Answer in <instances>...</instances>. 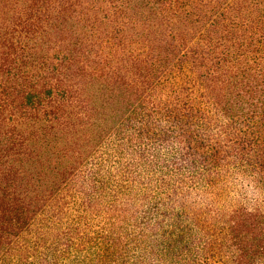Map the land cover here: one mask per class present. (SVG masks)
Segmentation results:
<instances>
[{"label": "trees", "instance_id": "trees-1", "mask_svg": "<svg viewBox=\"0 0 264 264\" xmlns=\"http://www.w3.org/2000/svg\"><path fill=\"white\" fill-rule=\"evenodd\" d=\"M0 264H264V0H0Z\"/></svg>", "mask_w": 264, "mask_h": 264}, {"label": "clouds", "instance_id": "clouds-1", "mask_svg": "<svg viewBox=\"0 0 264 264\" xmlns=\"http://www.w3.org/2000/svg\"><path fill=\"white\" fill-rule=\"evenodd\" d=\"M249 210H252V209H249Z\"/></svg>", "mask_w": 264, "mask_h": 264}]
</instances>
